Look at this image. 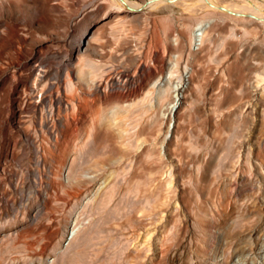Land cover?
Here are the masks:
<instances>
[{"label": "rangeland", "instance_id": "1", "mask_svg": "<svg viewBox=\"0 0 264 264\" xmlns=\"http://www.w3.org/2000/svg\"><path fill=\"white\" fill-rule=\"evenodd\" d=\"M258 19L0 0V264H264Z\"/></svg>", "mask_w": 264, "mask_h": 264}, {"label": "bare ground", "instance_id": "2", "mask_svg": "<svg viewBox=\"0 0 264 264\" xmlns=\"http://www.w3.org/2000/svg\"><path fill=\"white\" fill-rule=\"evenodd\" d=\"M116 1L119 3V5L124 6V7H126L125 6L126 4L129 5V2H127L125 0L124 1L116 0ZM169 1H173V0H148V3L146 5V7H150V9H151V7H154V6L156 7L157 5H160V4L169 2ZM199 1H201L204 4L210 5V6L212 5L214 8H220L221 7V5L218 4V1L217 0H199ZM131 6H133V7H140V6H142V4L141 3L140 4L133 3V4H131ZM235 10H236L237 13L245 14L247 12H251V13H253V14L259 16V17H263L264 18V10H263L262 6L261 5H258V4H254V3L253 4H250V5L244 4L242 6L235 7ZM29 138H27V139L29 140Z\"/></svg>", "mask_w": 264, "mask_h": 264}, {"label": "water", "instance_id": "3", "mask_svg": "<svg viewBox=\"0 0 264 264\" xmlns=\"http://www.w3.org/2000/svg\"><path fill=\"white\" fill-rule=\"evenodd\" d=\"M121 1H124V0H121ZM147 3H148V2H145V3L142 4V6H140V7H133V6L128 5V4H126L125 6H126V8H127L128 10H130V11H139V10H141L142 8H145L146 5H147ZM219 9H220L221 11H225V12H227V13H229V14H232V15H235V16L252 17V18H254V19H258L255 15H252V14L236 13V12H233V11H230V10H226L225 8H222V7H220ZM258 20H259V21H264V19H261V18H259ZM172 126H173V124L171 125V127H172Z\"/></svg>", "mask_w": 264, "mask_h": 264}]
</instances>
